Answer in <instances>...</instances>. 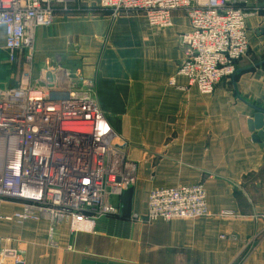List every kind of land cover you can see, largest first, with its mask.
I'll use <instances>...</instances> for the list:
<instances>
[{
  "label": "crops",
  "instance_id": "1",
  "mask_svg": "<svg viewBox=\"0 0 264 264\" xmlns=\"http://www.w3.org/2000/svg\"><path fill=\"white\" fill-rule=\"evenodd\" d=\"M235 1L251 11L248 60L210 97L176 76L185 58L179 35L190 30L184 13L156 29L144 14L115 16L99 0H68L76 11L60 10L52 27L36 30L34 78L61 63L93 83L117 142L128 144L136 183L122 215L77 232L69 222L53 231L47 222L0 223L2 247L22 251L26 264H264V146L249 128L254 107L264 110V0ZM23 70L0 65V89L15 86ZM195 184L206 190L208 217L146 220L151 191Z\"/></svg>",
  "mask_w": 264,
  "mask_h": 264
},
{
  "label": "built area",
  "instance_id": "2",
  "mask_svg": "<svg viewBox=\"0 0 264 264\" xmlns=\"http://www.w3.org/2000/svg\"><path fill=\"white\" fill-rule=\"evenodd\" d=\"M99 1L113 15L143 13L156 29L172 28L174 15L184 13L190 30L181 34L185 58L176 76L204 97L236 75L250 50L251 11L235 0ZM68 9V0H0L5 49L24 65L17 84L0 89V223L47 222L53 231L69 222L77 232L88 221L122 215V198L136 183L126 144L117 142L92 83L61 63L34 78V33ZM147 206L148 222L209 216L200 184L155 189ZM3 242L0 264H26L22 251Z\"/></svg>",
  "mask_w": 264,
  "mask_h": 264
},
{
  "label": "rangeland",
  "instance_id": "3",
  "mask_svg": "<svg viewBox=\"0 0 264 264\" xmlns=\"http://www.w3.org/2000/svg\"><path fill=\"white\" fill-rule=\"evenodd\" d=\"M99 5H100V3H99ZM101 10H103L102 8H101V6L99 7ZM72 9H75V10H72ZM80 10H83L84 8H79ZM76 11L77 10V8H71V7H69V9H68V11ZM85 10H86V8H85ZM111 14H113V13H111ZM121 14H130V13H119V14H117V15H115V16H118V15H121ZM131 14H143V13H137V12H133V13H131ZM52 27V26H51ZM179 42H180V46L182 47V43H181V34L179 35ZM182 49H183V47H182ZM248 55H249V52H248V54L240 61V64L239 65H242L243 63H245L247 60H248ZM73 56H75V57H78V54H75V55H73ZM81 56V55H80ZM76 62H77V59L75 60ZM85 64V63H87V62H83L82 60H80V61H78V64L77 65H83V64ZM0 65H21V64H17V62L15 61V58L12 56V55H10L9 53H8V51L5 49V50H2V49H0ZM70 65H71V63H70ZM74 65H76V64H74ZM76 73L77 72H79V74H82V72L79 70V71H75ZM227 81V80H226ZM93 84V83H92ZM108 120V119H107ZM110 123V122H109ZM126 144V143H125ZM125 149H127V151H128V144H126V147H125ZM159 189V188H158ZM133 190H134V186L133 187H131L126 193H125V195L123 196V198H122V204L123 205H125L126 204V202L125 201H127V198H131V192H133ZM125 203V204H124ZM166 222H168V221H166Z\"/></svg>",
  "mask_w": 264,
  "mask_h": 264
},
{
  "label": "water",
  "instance_id": "4",
  "mask_svg": "<svg viewBox=\"0 0 264 264\" xmlns=\"http://www.w3.org/2000/svg\"><path fill=\"white\" fill-rule=\"evenodd\" d=\"M240 72V70L237 71L236 75ZM236 75L233 78H235ZM254 110H256L258 114L255 115L254 121L249 122V128L251 132H258L254 135L253 141L261 146H264V110L256 107H254Z\"/></svg>",
  "mask_w": 264,
  "mask_h": 264
},
{
  "label": "bare ground",
  "instance_id": "5",
  "mask_svg": "<svg viewBox=\"0 0 264 264\" xmlns=\"http://www.w3.org/2000/svg\"><path fill=\"white\" fill-rule=\"evenodd\" d=\"M150 27H151V26H150ZM35 33H36V31H35ZM35 33H34V37H35ZM34 37H33V38H34ZM33 42H34V41H33Z\"/></svg>",
  "mask_w": 264,
  "mask_h": 264
}]
</instances>
